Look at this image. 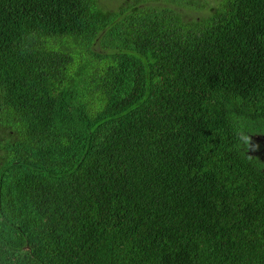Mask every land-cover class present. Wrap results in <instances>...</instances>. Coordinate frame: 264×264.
I'll use <instances>...</instances> for the list:
<instances>
[{
  "label": "trees",
  "instance_id": "1",
  "mask_svg": "<svg viewBox=\"0 0 264 264\" xmlns=\"http://www.w3.org/2000/svg\"><path fill=\"white\" fill-rule=\"evenodd\" d=\"M117 2L0 0V264H264V0Z\"/></svg>",
  "mask_w": 264,
  "mask_h": 264
},
{
  "label": "water",
  "instance_id": "2",
  "mask_svg": "<svg viewBox=\"0 0 264 264\" xmlns=\"http://www.w3.org/2000/svg\"><path fill=\"white\" fill-rule=\"evenodd\" d=\"M249 152L264 159V134H257L251 137Z\"/></svg>",
  "mask_w": 264,
  "mask_h": 264
},
{
  "label": "rangeland",
  "instance_id": "3",
  "mask_svg": "<svg viewBox=\"0 0 264 264\" xmlns=\"http://www.w3.org/2000/svg\"><path fill=\"white\" fill-rule=\"evenodd\" d=\"M101 1V0H100ZM119 1H121V0H118V2H117V4L119 3ZM104 2L105 3H108L109 4V6H110V4H112V3H114V0H104ZM116 4V3H115ZM108 6V5H107ZM108 6V7H109ZM261 148H263V147H261Z\"/></svg>",
  "mask_w": 264,
  "mask_h": 264
},
{
  "label": "flooded vegetation",
  "instance_id": "4",
  "mask_svg": "<svg viewBox=\"0 0 264 264\" xmlns=\"http://www.w3.org/2000/svg\"><path fill=\"white\" fill-rule=\"evenodd\" d=\"M261 158V157H260ZM263 161H264V159H263Z\"/></svg>",
  "mask_w": 264,
  "mask_h": 264
}]
</instances>
